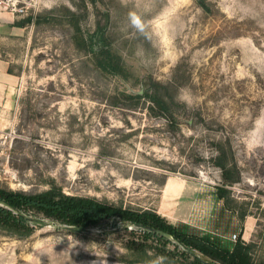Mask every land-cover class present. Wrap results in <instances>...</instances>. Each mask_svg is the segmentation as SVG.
<instances>
[{"label": "rangeland", "instance_id": "rangeland-1", "mask_svg": "<svg viewBox=\"0 0 264 264\" xmlns=\"http://www.w3.org/2000/svg\"><path fill=\"white\" fill-rule=\"evenodd\" d=\"M0 1L31 18L0 32L17 78L0 107V189L155 211L224 248L250 243L264 264V0ZM95 34L120 74L96 65ZM36 217L27 235L0 229V264H219L117 215L79 230Z\"/></svg>", "mask_w": 264, "mask_h": 264}, {"label": "trees", "instance_id": "trees-1", "mask_svg": "<svg viewBox=\"0 0 264 264\" xmlns=\"http://www.w3.org/2000/svg\"><path fill=\"white\" fill-rule=\"evenodd\" d=\"M30 20V17L24 20L16 19L13 26L23 27ZM89 37L92 43L96 44L90 48L92 57L95 60L99 57L96 65L103 71L120 74L122 72L120 59L112 54L107 46L102 44L99 47L98 43H102L98 42L101 36L95 34ZM79 40L82 41L83 38L80 37ZM147 96L158 105H167L157 95ZM152 212L136 213L129 210H116L90 199L63 196L55 190L29 195L0 189V229L10 233L27 235L32 231L33 224L41 226L42 223L37 221L36 215H42L53 222L70 226L73 230L96 225L103 219L117 215L124 222L135 224L145 239L156 237L167 243L170 240L169 237L174 238L175 247L181 245L186 254L198 261L201 260L194 255L193 250L219 264H261L252 259L253 245L250 243L236 242L230 249H227L217 245L207 236L178 230L167 223L157 212Z\"/></svg>", "mask_w": 264, "mask_h": 264}, {"label": "crops", "instance_id": "crops-1", "mask_svg": "<svg viewBox=\"0 0 264 264\" xmlns=\"http://www.w3.org/2000/svg\"><path fill=\"white\" fill-rule=\"evenodd\" d=\"M16 20V15L13 11L8 10L5 6L0 3V32L7 34L13 33L17 30L16 26H13V22ZM17 85L16 76L9 72L8 62L0 56V107L1 111L5 112L8 108L12 109L15 104L14 90ZM163 187V193L165 195L172 194L175 190V183L171 180V189L166 190V184Z\"/></svg>", "mask_w": 264, "mask_h": 264}, {"label": "clouds", "instance_id": "clouds-1", "mask_svg": "<svg viewBox=\"0 0 264 264\" xmlns=\"http://www.w3.org/2000/svg\"><path fill=\"white\" fill-rule=\"evenodd\" d=\"M127 22L131 29H134L141 35H145L149 39L151 38L150 34L148 33L145 21L143 20L142 16L136 11H129L127 15Z\"/></svg>", "mask_w": 264, "mask_h": 264}, {"label": "built area", "instance_id": "built-area-1", "mask_svg": "<svg viewBox=\"0 0 264 264\" xmlns=\"http://www.w3.org/2000/svg\"><path fill=\"white\" fill-rule=\"evenodd\" d=\"M0 3H1V1H0ZM11 5L9 6V3H6L5 7L9 6L11 8V11H13V12H22V8H17L16 5H14L13 3ZM235 238H236V235L233 234L231 236V239L235 240Z\"/></svg>", "mask_w": 264, "mask_h": 264}, {"label": "water", "instance_id": "water-1", "mask_svg": "<svg viewBox=\"0 0 264 264\" xmlns=\"http://www.w3.org/2000/svg\"><path fill=\"white\" fill-rule=\"evenodd\" d=\"M62 227H63V228H66V229H73L72 227H70V226H66V225H63Z\"/></svg>", "mask_w": 264, "mask_h": 264}]
</instances>
